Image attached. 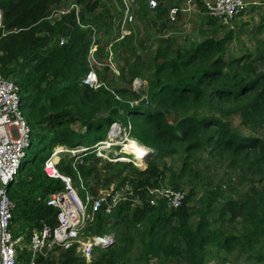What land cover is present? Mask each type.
<instances>
[{"label": "trees", "instance_id": "1", "mask_svg": "<svg viewBox=\"0 0 264 264\" xmlns=\"http://www.w3.org/2000/svg\"><path fill=\"white\" fill-rule=\"evenodd\" d=\"M58 1L0 0L3 11L0 73L14 77L19 87L21 107L31 127L27 156L7 189L15 203L11 224L13 235L24 233L25 241H28L33 228L39 229L43 225L53 227L56 224L57 209L47 204L46 200L64 183L58 177L48 176L43 170V163L54 146L86 147L81 151L84 162H76L77 159L65 151L60 152L61 157L57 162L60 171L70 175L73 184L80 186V179L86 183L94 170L93 163L101 158L92 149L93 144L107 139L110 124L117 121L128 134L127 137H134L153 150L143 155L147 160L142 168L133 158L134 154L127 155L128 161H122L118 156L125 154L113 153L111 161L115 162L109 161L108 164L112 163L113 168L132 169L133 176L129 178L132 189L109 212L104 208L98 209L94 219L86 226L88 230L83 235L116 230L115 242L94 247L91 260L105 264H110V261L139 264L137 261L127 262L125 254L134 243L130 229H137L135 226L144 221L138 239L141 244L138 259L144 260L141 264H151L149 255L158 258L171 255L183 257L189 264H203L207 243L220 248L229 247L227 243H245L251 248L256 241L264 245V185L261 189L252 187L253 194L237 200L229 199L224 208L221 207V214L228 210L232 216L239 213L242 217L244 227L240 234L210 230L209 222L204 217H200L195 229H191L187 223V195L177 208L167 207L162 200L156 205H150L147 201V188L160 184L161 171L157 158L177 152L178 146L183 143L187 157L192 155L191 150L200 148L205 141L228 151L233 156L232 162L249 160L250 168L256 165L264 173V142L261 137L237 133L231 128L230 113L223 117L216 111L223 109L220 103L237 101L253 92L251 98L238 108L244 115L245 124L249 119L259 118L264 111V70H253L255 74L252 76L248 74L247 67H243L242 57L228 59L225 56L228 36L205 37L188 48L175 43L173 37H165L158 39L152 55L153 72L146 103L142 99L138 102L140 93L129 86L133 77L140 72L134 61L121 67L120 71V74L124 69L128 71V86L112 88L107 85L106 80L114 73L107 63L102 70L94 66L99 85L92 87L82 81L91 66L87 61L91 28L81 27L73 11L61 15V19L54 23L41 19L48 12L50 4ZM78 1L84 2L83 8L90 10L98 3V0ZM157 1V5L151 8L146 0H140V8L144 13H147L146 10L155 11L156 18L162 17L163 26L166 20L169 21L168 8L172 0ZM83 8L80 7L79 17L85 23ZM93 18L97 23L98 14ZM94 26L98 29L97 24ZM5 30L8 32L2 34ZM67 30L71 34L66 42L49 44L56 33H67ZM131 39L130 32L113 42L115 46L112 45V49L122 47L124 51H129L127 42ZM135 40L139 44L144 41L138 33ZM256 58L264 59L263 51L245 65L255 69L258 66ZM139 60L140 56H137L138 64ZM191 101L193 104H206L210 112L199 114L193 110L187 113ZM167 111L175 115L174 122L167 119ZM74 123L84 129L74 128ZM251 152L255 154L251 156ZM186 166L187 163H184ZM126 178L124 175L123 180ZM172 183L173 187L179 188L178 183ZM81 188L79 193L85 198L87 186ZM136 195L138 201L134 202ZM172 218L176 219L177 224H172ZM108 223L109 228L105 226ZM16 227L26 228L17 232ZM74 252L75 248L70 247L61 253L64 257L59 260L60 263L53 255L44 258L41 264H69Z\"/></svg>", "mask_w": 264, "mask_h": 264}, {"label": "rangeland", "instance_id": "2", "mask_svg": "<svg viewBox=\"0 0 264 264\" xmlns=\"http://www.w3.org/2000/svg\"><path fill=\"white\" fill-rule=\"evenodd\" d=\"M76 1L59 0L56 3H51L48 12L41 19L44 18L51 23L58 21L61 17L58 15L57 10L69 6V4ZM77 3L83 8L84 2L78 1ZM131 3L134 9L135 20L128 26L132 36V39L127 42V47H130V49L126 52L122 47L118 50L117 48L116 50L113 48L112 61L118 73L113 71V77L108 78L106 81L108 82L107 85L112 88L116 86H128V71L124 69L121 74L120 71L121 67H125L134 61L136 67L140 69V72L133 77L129 86L140 93V98H138L139 100L137 99L138 102L142 99L146 103L148 98L147 93L151 87L150 81L152 80L153 72V69H151L152 55L156 50V44L159 42V38L173 37L175 43L188 48L190 45L192 46V44L203 40L205 37L228 36L229 39L225 49V56L228 59L238 56L242 57L243 67H247L248 74L252 76L255 74L254 72L264 70V59H255V63L258 65L255 69L245 65L246 62H250L251 59H254L262 51L264 54V0H248L245 9L229 23H220L200 12H193L188 15L179 14L177 21L166 20L163 26L161 25L162 17L156 18L154 16L155 11L148 10V12L145 9L147 13L143 12L140 8V0H132ZM121 5V0H98L97 5L92 10L87 8L82 9L85 19L83 21L90 25L97 24L98 27L97 62L93 64L98 70H102L108 62V43L110 41L114 43L117 41L116 36L119 28H117L116 19L121 12L119 10ZM96 14H98L97 23L93 21V17ZM152 20H155V23H152ZM14 30H17V28ZM7 32L5 30L2 34ZM137 33L139 38L144 39L142 44H139L138 40H135ZM70 34L68 30L67 33H56L51 38L49 44H61L59 41L60 38L66 36L68 40ZM137 56H140L139 64L136 62ZM87 61L88 64L92 63L89 59ZM252 63H254L253 60ZM111 74L109 73V75ZM9 77L14 79L12 75H9ZM252 93H248L237 101H224L223 104L220 103L223 109L216 111L217 114H221L223 117L230 113L229 120L232 130L239 134L257 135L264 142V111L259 118L249 119L245 124L243 122L244 115L238 108L247 99L251 98ZM190 105L187 113L193 110H197L199 114H207L210 112L206 104H193L191 101ZM175 118V115L171 111H167V119L169 121L174 122ZM77 124L74 123L72 126L74 128L84 129V127L77 126ZM109 133L107 134V139H105L111 142L109 147H103L101 149L102 147L98 142L93 144L92 149L101 158L95 161L96 163H93L94 170L91 171L86 183L82 181L83 186H87V190L94 196L106 188L114 190V193L118 191L121 195L129 194L132 189L129 182L130 176H133L132 169L125 167L123 169L113 168L112 163L108 164L109 161L115 162L111 161L113 153L125 154V156L133 154L131 148L128 147V139L130 136L126 140L125 138L128 134L122 131L121 127H116L112 134ZM124 144H126L125 147ZM101 145L103 146V144ZM124 148H127L129 151ZM146 148V150L150 149L149 147ZM184 148L185 143L178 146L177 152L157 158L158 169L161 171V173L159 172L160 178L158 183L163 186H173L172 181H174L178 183L179 188L185 190L187 195L185 202L187 203L189 211L187 223L191 229H195L200 217H204L209 222L208 229L210 230H226L227 232L242 233L244 222L239 213L232 216V212L226 210L221 214V207L223 206L224 208L229 199L237 200L238 198H244L246 195L253 194L252 187L261 189L264 185V175H262L264 173L256 165L250 168L249 160L238 159L236 162H232L231 159L233 156L228 151H224L221 147H215L205 141L200 148L191 150L192 155H188V157V153ZM53 150H57L58 160L61 157L60 152L65 151L73 155L77 159L76 162H84L83 153H81L83 149L79 146L71 148L57 144ZM255 152H251L250 155H254ZM128 159L126 157L121 160L128 161ZM146 160L144 159L145 162ZM145 162L138 163L136 160L140 168L145 166ZM184 163H187L186 167H184ZM189 168L191 169L189 170ZM120 171V175L116 176ZM124 175L127 176L125 180H123ZM261 176L263 179H261ZM108 177L110 178L108 183H106ZM74 186L78 192H81V185ZM171 221L172 224H177L175 218H172ZM109 223H111V220ZM109 223L105 225L107 228H109ZM144 225L145 221L138 223L135 226L137 229H130V234L134 237V243L125 254L127 262L137 261L139 264L144 262V260L138 259V254L141 250V244L138 239ZM24 228L16 227L17 232L24 230ZM87 230L88 227H85L84 233ZM107 231L115 233L116 230L109 229ZM21 234L25 236L24 233ZM227 246L229 247L220 248L213 243L205 244L206 251L204 253L205 258L203 264H264V245L261 242L256 241L251 248L245 243H227ZM61 253H63V250H59L57 254H54L58 263L64 257L61 256ZM71 255L73 258L69 259V264H105L104 262H94V260H91L92 257L90 258L91 262L90 260L81 259L75 252ZM148 257L151 264H189L183 257L177 258L171 255L169 257L160 256L159 258L156 255H149ZM110 264H122V262L110 261Z\"/></svg>", "mask_w": 264, "mask_h": 264}, {"label": "built area", "instance_id": "3", "mask_svg": "<svg viewBox=\"0 0 264 264\" xmlns=\"http://www.w3.org/2000/svg\"><path fill=\"white\" fill-rule=\"evenodd\" d=\"M146 1L151 8L158 3L157 0ZM131 2L132 0H121L122 5L119 9L121 12L116 19L117 28H119L116 40L130 33L128 26L135 20ZM247 3V0H172L168 8V17L169 20L177 21L180 13L188 15L200 12L220 23H229L245 9ZM71 11L74 12L75 20L81 27L88 26L92 30L88 49V59L92 63L82 81L97 87L99 81L93 64L97 62L99 31L96 26L81 22L79 3L72 2L69 6L57 10L59 16ZM2 25L0 8V26ZM66 40V36H62L59 41L63 43ZM112 45V41L107 45V63L113 71L117 72L112 61ZM116 127H121L124 131L120 123L114 121L110 124L109 134H112ZM30 133V124L21 107L19 87L14 79L0 73V264H41L44 258L53 257L59 249L65 250L70 247H74L75 253L80 257L90 260L94 247L111 244L115 240V234L108 231L83 235L84 228L94 219L98 209L104 208L109 212L120 198H126L127 195H121L118 191L114 193V190L106 188L95 196L86 190L85 198H82L71 176L58 168L57 150H53L45 159L43 170L48 176L58 177L64 183L61 189L51 192L46 200L47 204L57 209L56 224L53 227L43 225L39 229L33 228L28 241H25L23 234L14 236L11 224L15 203L9 197L7 189L8 185L15 180L22 160L27 156V150L31 144ZM110 144L99 145L103 149ZM126 157L118 156L120 159ZM80 183L84 187L81 179ZM185 197V190L170 185L158 184L147 188V201L150 205H156L162 200L167 207L177 208L183 203ZM133 201H138L137 195L133 197Z\"/></svg>", "mask_w": 264, "mask_h": 264}, {"label": "bare ground", "instance_id": "4", "mask_svg": "<svg viewBox=\"0 0 264 264\" xmlns=\"http://www.w3.org/2000/svg\"><path fill=\"white\" fill-rule=\"evenodd\" d=\"M127 140V138H126ZM129 143H128V147L131 148V152L134 154V158L137 160L138 163H144V158L143 155L147 152L146 151V146L141 144L140 141L136 140L134 137H129ZM101 144L103 143H108L110 144V142L108 140L105 141H101ZM99 143V144H100ZM126 143V142H125ZM100 144V145H101ZM104 146V145H103ZM126 146V144H124V147ZM125 150L129 151L127 148H124ZM149 152V151H148ZM123 156V155H122ZM123 158V157H121ZM129 158V157H128Z\"/></svg>", "mask_w": 264, "mask_h": 264}, {"label": "water", "instance_id": "5", "mask_svg": "<svg viewBox=\"0 0 264 264\" xmlns=\"http://www.w3.org/2000/svg\"><path fill=\"white\" fill-rule=\"evenodd\" d=\"M150 150H151V149H149V150H146L145 152H148V151L150 152Z\"/></svg>", "mask_w": 264, "mask_h": 264}, {"label": "crops", "instance_id": "6", "mask_svg": "<svg viewBox=\"0 0 264 264\" xmlns=\"http://www.w3.org/2000/svg\"><path fill=\"white\" fill-rule=\"evenodd\" d=\"M247 1H248V0H247ZM180 14H183V15L185 14V15H186V13H180Z\"/></svg>", "mask_w": 264, "mask_h": 264}]
</instances>
